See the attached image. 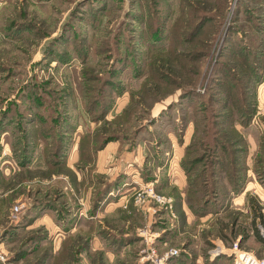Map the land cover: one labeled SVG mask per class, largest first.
<instances>
[{
    "label": "rangeland",
    "instance_id": "374dc122",
    "mask_svg": "<svg viewBox=\"0 0 264 264\" xmlns=\"http://www.w3.org/2000/svg\"><path fill=\"white\" fill-rule=\"evenodd\" d=\"M0 119V264L264 258V0H0Z\"/></svg>",
    "mask_w": 264,
    "mask_h": 264
},
{
    "label": "built area",
    "instance_id": "2783aa9c",
    "mask_svg": "<svg viewBox=\"0 0 264 264\" xmlns=\"http://www.w3.org/2000/svg\"><path fill=\"white\" fill-rule=\"evenodd\" d=\"M148 200H153L158 204V207H152L155 212H157L159 208H172L174 201L172 197L157 193L151 185H147L145 189L137 193L138 202L146 203ZM17 208L16 210L19 209ZM141 234L144 236L150 235L147 228L141 230ZM2 245L3 243L0 241V260H5L6 257L2 250ZM218 251H223V249L219 247ZM230 251L233 258V264H264V258H259L253 252L241 248L238 242L234 243L233 247L230 248ZM146 252V259L150 260L152 264H168L172 257L179 254V250L175 248L170 249L164 254H159L156 248L152 247L146 250ZM214 252H216V250Z\"/></svg>",
    "mask_w": 264,
    "mask_h": 264
},
{
    "label": "crops",
    "instance_id": "0c3cea01",
    "mask_svg": "<svg viewBox=\"0 0 264 264\" xmlns=\"http://www.w3.org/2000/svg\"><path fill=\"white\" fill-rule=\"evenodd\" d=\"M10 152L11 151L7 147H5L3 149L1 155H0V160L3 159L4 157H7L8 155H10ZM133 180L135 182H140V178H138V177H134ZM168 188H169V186H167L165 189H168ZM128 190L129 189H127V191ZM128 193L127 192L122 193V196L118 199L117 203L120 206H123L124 202L128 201V195H127ZM181 207L183 208V210H184V212L186 214V217L188 218L189 217L188 214L191 211L189 205L187 204L186 201L183 200L182 204H181ZM141 209L142 210H140L138 212H141L142 221L145 222L146 224H152L154 229L157 226V223L162 221V218L164 217V214L166 212V211L161 212L160 213L161 217H159L160 215H157V213H155L154 209L149 207V206H147L146 208H142L141 207ZM128 220L131 223L130 218ZM162 239H163V237H162ZM218 247H222V246H218ZM213 248H215V247H212V249ZM212 249L210 251H208V255L205 256V254L202 253L203 252L202 249H199L197 247L194 248V249H191V248H189L187 246V247H185V249L183 251H181V255L180 256L175 257L172 260V261H174L177 258V260H175V262H173L172 264H214L215 262L217 264L220 261H221L220 262L221 264H227L229 262V260H227L225 258L228 257V258L232 259L231 255H230L231 251H230L229 248L225 249L224 253L221 254L220 256H217V257H216V254H215L216 252H212ZM222 262H225V263H222ZM142 264H144V263H142Z\"/></svg>",
    "mask_w": 264,
    "mask_h": 264
},
{
    "label": "trees",
    "instance_id": "16d2710c",
    "mask_svg": "<svg viewBox=\"0 0 264 264\" xmlns=\"http://www.w3.org/2000/svg\"><path fill=\"white\" fill-rule=\"evenodd\" d=\"M50 107H51V110H50V112H51V118L53 119V115L54 114H56L55 115V117H56V119L57 120H61V118H59V116H60V113H59V110L57 109V108H54V105H50ZM9 109H11V112H12V110L13 111H16V109L14 108V107H10ZM11 112L10 111H7V112H4V113H2V116L4 115V119H6L7 117H9L10 116V114H11ZM2 122H3V119H0V127H1V124H2ZM97 137V139H98V135L96 136ZM102 143H101V146L99 147L100 149H102L104 146H106V144L109 142L108 140H106L105 141V138H104V141H101ZM104 143V144H103ZM3 143H1V139H0V155H1V153H2V151H3ZM95 149V148H94ZM94 149H92V151L94 150ZM60 150V149H59ZM99 150V149H98ZM56 152V151H55ZM54 152V153H55ZM83 152V151H82ZM204 159H205V157L204 156H200V157H197L196 159H194L193 160V164H194V167L192 168V170L196 167V166H198V165H200V164H202V163H204L205 161H204ZM256 162H257V166L259 165V166H261L260 164H262V162H264V158H262V157H257L256 158ZM210 165H211V163H210ZM203 168H205V170H206V168H207V165H204L203 166ZM186 169V168H185ZM190 173V171H188V174ZM118 180L116 181V184L118 185ZM103 181H102V185H101V187H100V189H99V191H98V193H97V196H96V199H95V202H94V206L97 208V209H99V207L101 206L100 205V203L101 202H103L105 199H106V196H108V194L110 193V191H111V189H112V187H113V185L115 184H112V183H108V184H105L104 183V185H103ZM216 196H217V194H215ZM205 203H206V201H205ZM190 208L192 209V210H194L195 212L194 213H197L198 211L195 209V207H193L191 204H190ZM255 212H257V215H258V217H260L261 219H262V221L264 220V213H261L260 211H258V209H255Z\"/></svg>",
    "mask_w": 264,
    "mask_h": 264
}]
</instances>
